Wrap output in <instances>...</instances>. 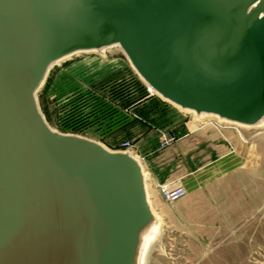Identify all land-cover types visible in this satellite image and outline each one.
<instances>
[{
  "label": "water",
  "instance_id": "obj_1",
  "mask_svg": "<svg viewBox=\"0 0 264 264\" xmlns=\"http://www.w3.org/2000/svg\"><path fill=\"white\" fill-rule=\"evenodd\" d=\"M115 44L164 100L264 119V0H0V264H139L140 161L54 129L37 97L56 61Z\"/></svg>",
  "mask_w": 264,
  "mask_h": 264
},
{
  "label": "rangeland",
  "instance_id": "obj_2",
  "mask_svg": "<svg viewBox=\"0 0 264 264\" xmlns=\"http://www.w3.org/2000/svg\"><path fill=\"white\" fill-rule=\"evenodd\" d=\"M106 56L84 53L53 67L39 102L54 128L113 150L130 140L144 162L155 152L159 170L172 175L165 181L186 183L173 203L151 187L162 227L148 264H264V134L195 123L151 94L121 50Z\"/></svg>",
  "mask_w": 264,
  "mask_h": 264
},
{
  "label": "bare ground",
  "instance_id": "obj_3",
  "mask_svg": "<svg viewBox=\"0 0 264 264\" xmlns=\"http://www.w3.org/2000/svg\"><path fill=\"white\" fill-rule=\"evenodd\" d=\"M113 49H119V50H121L123 52V50L121 49L120 45L119 44H115V45H112V46L104 47L100 51H98V50L77 51V52H75L73 54H70V55H68L66 57H63L62 59L56 61L51 66V68H50V70H49V72H48L45 80L43 81L41 87L39 88V91L46 84V82L48 81L49 76L51 74V71H52L53 67L60 66L64 62H66L67 60H69L71 58H74L75 56L84 54V53H86V54H93L94 53V54L99 55L100 57H103V56H106V54H108V52L112 51ZM125 56H126V54H125ZM126 58L128 59L127 56H126ZM128 61L130 62L129 59H128ZM130 64H131V62H130ZM133 69L135 70L134 67H133ZM147 86L149 87V89L152 92V94L159 95L158 92L152 86H150L149 84H147ZM39 91H38V93H39ZM38 93H37V97H38ZM38 101H39V97H38ZM171 104L174 105L175 107H177L178 109H180L181 111L191 114V116L193 118L192 121L195 122V123L203 122L205 119H216L219 124H227V125H231V126H235V127L237 126V127L244 128V129H248V130L249 129H251V130L253 129L258 134H264V119L261 122L255 124V125H250V124H244V123H240V122L228 120L226 118H221L219 115L213 114V113L202 112L200 114H197L194 110L187 109V108H182L181 106H179L177 104H174V103H171ZM39 105H40V102H39ZM40 108H41V106H40ZM41 111L43 112L42 109H41ZM43 114H44V112H43ZM44 116H45V114H44ZM45 118H46V116H45ZM48 123H49V121H48ZM51 127H53V126L51 125ZM54 129H56V128H54ZM256 132H255V134H256ZM102 144L105 145L104 143H102ZM106 147L109 148L108 146H106ZM128 151H130L131 154L135 158H137L140 161L141 165H142L143 172L145 174V183H146V189H147L148 199H149V202H150V204L152 206L153 212H154V214L156 216V221L153 223V225L148 229V231L144 235V241H143V245H142L141 252H140L139 264H148L149 263V258H151V257H149L150 251H151V248L150 247H156V246L160 245L159 244L158 237H159V234H160V231H161V227H162V220H161V217L162 216H161V214L159 212H157L158 210L155 208V205H154V203H153V201L151 199L152 195L150 193L149 186H148V180L150 178V175H148V172L146 171V168H145V166L143 164L142 159L139 158L135 154V152H134V150L132 148H129ZM184 184L186 186V183H184ZM186 188H187V186H186ZM187 191H188V189H187Z\"/></svg>",
  "mask_w": 264,
  "mask_h": 264
},
{
  "label": "built area",
  "instance_id": "obj_4",
  "mask_svg": "<svg viewBox=\"0 0 264 264\" xmlns=\"http://www.w3.org/2000/svg\"><path fill=\"white\" fill-rule=\"evenodd\" d=\"M148 91L152 94L149 87H148ZM162 140H163L162 141L163 143L164 141L169 142L168 136L166 134L163 136ZM129 148H131V141L127 140L125 142L124 150H128ZM157 188H158L159 193L163 197V199L169 203L176 202L187 194V188L185 184L179 179H176V180L174 179V180L159 183L157 184Z\"/></svg>",
  "mask_w": 264,
  "mask_h": 264
},
{
  "label": "crops",
  "instance_id": "obj_5",
  "mask_svg": "<svg viewBox=\"0 0 264 264\" xmlns=\"http://www.w3.org/2000/svg\"><path fill=\"white\" fill-rule=\"evenodd\" d=\"M144 156H146V158H147V161L146 162H144L141 157H139V158L142 159L143 164H144V166L146 168V171L149 169L150 173L147 171L148 172V175L151 174V176L149 178L150 183H149V180H148V186H149L150 193L152 194L153 189H154V191L156 190L155 192H157V194L160 195V193H159V191H158V189L156 187L157 184H159L161 182H164L165 180L171 179V176L172 175L163 174L159 170V167L155 164V162L157 160L156 159L157 156H155V152H148ZM151 187H153L152 188V192H151ZM152 198H153V196H152Z\"/></svg>",
  "mask_w": 264,
  "mask_h": 264
}]
</instances>
